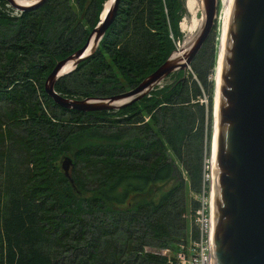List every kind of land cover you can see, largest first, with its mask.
<instances>
[{"label":"trees","instance_id":"16d2710c","mask_svg":"<svg viewBox=\"0 0 264 264\" xmlns=\"http://www.w3.org/2000/svg\"><path fill=\"white\" fill-rule=\"evenodd\" d=\"M106 1L48 0L19 12L0 0V264H177L198 235L219 24L191 71L148 96L118 110L61 108L44 81L83 46ZM186 9L184 0H118L96 51L55 91L107 97L135 87L176 47ZM65 155L72 182L58 163Z\"/></svg>","mask_w":264,"mask_h":264},{"label":"water","instance_id":"95a60500","mask_svg":"<svg viewBox=\"0 0 264 264\" xmlns=\"http://www.w3.org/2000/svg\"><path fill=\"white\" fill-rule=\"evenodd\" d=\"M6 1L23 12L48 0ZM200 2L201 25L183 58L170 55L135 87L111 96L70 98L57 93L56 81L96 51L115 17L118 0H112L83 46L56 62L44 81L46 94L61 108L82 112L118 110L140 100L171 73L189 68L210 35L217 0ZM70 164L71 157L63 156L61 170L72 182ZM207 179L209 264H264V0L231 2Z\"/></svg>","mask_w":264,"mask_h":264},{"label":"built area","instance_id":"2783aa9c","mask_svg":"<svg viewBox=\"0 0 264 264\" xmlns=\"http://www.w3.org/2000/svg\"><path fill=\"white\" fill-rule=\"evenodd\" d=\"M209 167V165H208ZM207 179V174L205 175ZM200 206L192 215L193 223L197 228V237L186 245H181L176 252L177 264H209L208 248H209V207L208 195L204 188L197 196ZM166 253V252H165Z\"/></svg>","mask_w":264,"mask_h":264},{"label":"bare ground","instance_id":"6f19581e","mask_svg":"<svg viewBox=\"0 0 264 264\" xmlns=\"http://www.w3.org/2000/svg\"><path fill=\"white\" fill-rule=\"evenodd\" d=\"M19 3H23L26 4L29 1L26 0H17ZM112 2V0H109L106 2L105 4V8L104 11L102 13V15L105 13V10L107 9V7L110 5V3ZM231 2L232 0H222L221 1V8H220V13H219V27H220V41L218 44V58H217V63H216V68H215V72H216V91H215V120H214V127L216 126V110H217V99H218V80H219V76H220V70H221V55H222V46H223V38H224V31L228 22V18L230 15V9H231ZM185 6L187 8V10L189 11V13H191L192 15V20L190 21L188 27L186 28L187 30V36L183 41V44H181L179 46L180 50L177 51L174 54V57H178V58H183V55L185 54L192 38L194 37L195 33L197 32V30L199 29L200 25H201V18H199L198 20H196L194 17L197 13V10H201V2L200 0H187V2H185ZM219 6V5H218ZM218 17V14L216 16V19ZM182 28H185V23L181 24Z\"/></svg>","mask_w":264,"mask_h":264},{"label":"rangeland","instance_id":"374dc122","mask_svg":"<svg viewBox=\"0 0 264 264\" xmlns=\"http://www.w3.org/2000/svg\"><path fill=\"white\" fill-rule=\"evenodd\" d=\"M221 1L222 0H217V14H218V17H217V19H215V23H214V26H213V29H212V31H211V33H210V35L211 34H213V36H214V41L215 42H217V38H218V36H219V31H218V24H219V13H220V8H221ZM185 2H187V0H184V3ZM219 5V6H218ZM184 9H185V7H184ZM104 10V9H103ZM103 12V11H102ZM101 16H102V14H101ZM217 16V15H216ZM202 16H201V10H197V13H196V15H195V19L196 20H198L199 18H201ZM192 20V15H191V13H189V11L186 9L185 10V13H184V15L181 17V19H180V21H179V28H180V32H181V38L180 39H178V40H176L175 41V43H176V47L174 48V50L171 52V54L170 55H174L177 51H179V46L181 45V44H183V41H184V39L186 38V36H187V30H186V28L188 27V25H189V23H190V21ZM183 23H185V28H182L181 27V24H183ZM218 23V24H217ZM209 37V36H208ZM207 40V39H206ZM204 44V43H203ZM217 52H218V42H217ZM175 49H177V50H175ZM201 49V48H200ZM169 55V56H170ZM168 56V57H169ZM165 61V60H164ZM191 64V63H190ZM75 70V69H74ZM155 70V69H154ZM153 70V71H154ZM153 71H151V73L153 72ZM185 71H191L190 70V65H189V68H187ZM71 73V72H70ZM69 74V73H68ZM172 74V73H171ZM215 75H216V72L214 73V72H212V79H213V81H214V93H213V98H212V103H214V100H215V97H214V95H215V91H216V77H215ZM172 80H173V77H171L170 75L169 76H167L166 78H164L163 80H161L155 87H154V89L156 88V87H162V86H164V85H166V84H170L171 82H172ZM154 89H152V90H154ZM151 90V91H152ZM150 91V92H151ZM149 92V93H150ZM46 93V92H45ZM149 95V94H148ZM148 95H146V96H148ZM205 96H202L200 99H201V102H204V103H207V100H206V94H204ZM90 97H97V96H90ZM214 108H215V104H214ZM69 110V109H68ZM74 111H78V110H74ZM82 112V111H81ZM214 120H215V110H214V112H213V104H212V114H211V130H213V128H214ZM211 143V142H210ZM70 157V156H69ZM62 159H63V156L62 157H60V159L58 160V163H59V165H60V168H61V161H62ZM72 168V164H70V166H69V175H70V177H71V169ZM192 222H193V219H192ZM191 222V223H192ZM192 225H193V223H192ZM146 248L148 249V250H152V251H154V250H158L160 253H162V254H167V252L169 253V248H157V247H151V246H146ZM166 252V253H165Z\"/></svg>","mask_w":264,"mask_h":264}]
</instances>
